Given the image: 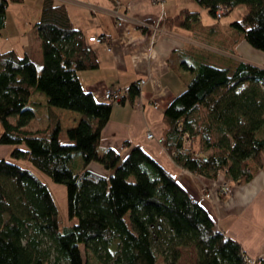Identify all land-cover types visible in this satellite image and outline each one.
<instances>
[{"label":"trees","instance_id":"1","mask_svg":"<svg viewBox=\"0 0 264 264\" xmlns=\"http://www.w3.org/2000/svg\"><path fill=\"white\" fill-rule=\"evenodd\" d=\"M23 1L0 0V33L10 3ZM195 1L216 19L221 9L224 16L246 5L230 27L264 52V0ZM165 25L213 30L204 29L199 12L187 8ZM34 28L41 69L15 49L0 53V144L13 147L10 158L0 157V264H160V258L180 264L185 248H195L194 264H247L242 245L144 148L134 146L126 156L102 148L114 103L98 100L78 77L99 62L66 5L44 0ZM181 53L191 76L165 111L162 145L191 173L248 181L264 166V66L241 60L213 64L195 47ZM135 83L128 94L132 101L140 93ZM55 109L80 115L66 130V142ZM36 117L46 118L45 125L30 127ZM12 159L29 160L65 183L69 216L77 221L62 227L49 185ZM92 162L109 174L89 169Z\"/></svg>","mask_w":264,"mask_h":264},{"label":"crops","instance_id":"2","mask_svg":"<svg viewBox=\"0 0 264 264\" xmlns=\"http://www.w3.org/2000/svg\"><path fill=\"white\" fill-rule=\"evenodd\" d=\"M53 1L66 5L73 24L87 39L94 35L104 38L101 43H91L98 67L78 72L87 91L98 100H104L107 90L146 79L134 101L129 99L113 105L110 119L102 130V148H112L123 156L134 146L144 148L208 209L218 227L237 240L248 256L264 260V166L259 167L248 181L231 180V190L222 193L218 187L223 179L230 180L226 174L213 179L191 173L181 168L158 141L166 127V109L185 91L191 76L180 63L183 49L195 47L213 64L241 60L259 66H264V61H256L250 54L261 56L263 52L255 50L230 26L216 24L213 20L204 21L203 11L195 0H165L163 4L152 0ZM186 8L198 11L204 29L213 27V30L194 32L178 25L166 27V18L174 17ZM27 34L22 51L41 69V41L34 27L28 29ZM55 112L72 116V123L63 130L75 125L80 118L72 111L55 109ZM43 121L45 125L46 118ZM2 131L0 122V135ZM150 131L154 133V139L147 138ZM126 142L130 146H126ZM12 148L0 144V157L9 158ZM89 169L109 174L97 162H92ZM159 263L163 264L162 258ZM180 264H183L182 259Z\"/></svg>","mask_w":264,"mask_h":264},{"label":"rangeland","instance_id":"3","mask_svg":"<svg viewBox=\"0 0 264 264\" xmlns=\"http://www.w3.org/2000/svg\"><path fill=\"white\" fill-rule=\"evenodd\" d=\"M43 5L44 0H24L21 3H10L7 8V25L2 33H0V53L8 49H16L20 54H24L22 51V45L27 39V31L28 29L35 27L36 22L40 20ZM200 8L203 11L204 21L207 22L209 20H213L216 21V24L226 25L228 27L232 22L240 20L247 12L246 5L240 4L236 6L229 14L222 16L220 19H216L210 15L208 9L202 6H200ZM257 51L262 52L260 50ZM262 54H264V52ZM250 56L256 61H264V55L257 56L255 54H250ZM218 65L222 66L224 64L218 63ZM39 110H41V108L38 109L37 112H39ZM59 116L61 118L63 127L67 128L72 123V116L63 112H61ZM17 117L18 115H14L10 117V120L14 122ZM43 122V119L40 120L39 117H36L30 124V127H42L44 126ZM65 137L66 130H63V140ZM23 147L26 148V145H23ZM11 161L24 168L30 169L38 178L49 185L58 206L62 227L77 221L76 217L70 218L69 216L68 189L65 183L54 180L49 175L36 168L29 160L12 159ZM195 253V248H185L183 251V257L181 258L183 264H193L196 259Z\"/></svg>","mask_w":264,"mask_h":264},{"label":"built area","instance_id":"4","mask_svg":"<svg viewBox=\"0 0 264 264\" xmlns=\"http://www.w3.org/2000/svg\"><path fill=\"white\" fill-rule=\"evenodd\" d=\"M152 1L155 2V3H161V4H163V2L165 0H152ZM223 13H224V9H221L218 12V17L221 18ZM89 41L90 42L101 43V42L104 41V38L101 37V36H98V35H94V36H90L89 37ZM145 82H146V79H140V80L136 81L135 87H136V89L139 92H141L142 86L145 84ZM131 89H132V87L130 85V86H124V87H120V88H116V89L107 90L104 93V100L105 101H108V102H112L114 104L115 103H121L124 100L127 101V100H129L128 94L131 91ZM147 138L148 139H154L155 138L154 133L152 131L148 132ZM158 141H159V143L162 144L163 138L160 137L158 139ZM218 188H219V191L220 192H222V193H228L231 190V188H232V183L228 179H223L220 182ZM256 261L261 262V258H254V257H250V256L247 257V264H253Z\"/></svg>","mask_w":264,"mask_h":264}]
</instances>
